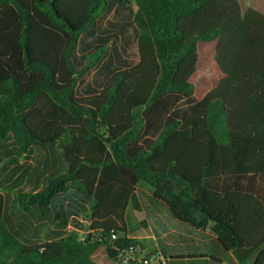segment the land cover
Segmentation results:
<instances>
[{"label": "trees", "instance_id": "1", "mask_svg": "<svg viewBox=\"0 0 264 264\" xmlns=\"http://www.w3.org/2000/svg\"><path fill=\"white\" fill-rule=\"evenodd\" d=\"M129 3L139 62L79 96L106 50L81 71L75 53L109 0H0V161L34 156L0 187V264H99L100 249L112 264L150 261L126 222L142 185L222 253L264 264V15L238 0ZM210 61L217 82L203 94ZM9 206L50 222L53 238L24 241ZM207 258L189 262L222 264Z\"/></svg>", "mask_w": 264, "mask_h": 264}, {"label": "rangeland", "instance_id": "2", "mask_svg": "<svg viewBox=\"0 0 264 264\" xmlns=\"http://www.w3.org/2000/svg\"><path fill=\"white\" fill-rule=\"evenodd\" d=\"M238 1L244 13L248 9H253L264 15V10L254 4L252 0ZM137 10L138 8L134 3L122 6L121 0H109L105 13L96 22L94 28L82 36L75 53V64L79 71L85 68L88 61L94 62L95 54L99 49H105L106 54L79 82V96L100 93L112 74L139 62L137 30L134 25ZM216 82L217 78L210 61L206 64V69L200 71L195 83L197 87H203V94H206L214 88ZM33 159L34 156L31 160L19 158L15 165H9L11 159L7 156L2 157L0 161V187L15 179L18 176V169H25L26 166L34 162ZM0 191L5 193L3 190ZM6 195L8 196V194ZM137 196L141 209L136 212L132 206L129 208L127 212L128 233L130 236L138 238V241L144 246L143 256L151 254L152 256L160 255L167 258L170 253H179L187 257V254H192L193 251L199 252L200 248L193 245V242L198 238L199 242L204 243L203 249L207 257L210 255L217 256L221 258L223 264H240L233 257L218 253L215 238L209 232L205 235H199L186 227L182 228L187 231L185 235L189 245L185 248L181 247V249L175 247L172 250L169 243L172 242L171 230L176 227V223L169 221L165 225H158L153 224L151 221L147 222V220L144 225L140 223L144 215L149 218V214L153 212V209L156 210V213L167 215L166 207L154 199L153 190L147 185L140 186ZM132 214L135 217L131 216ZM6 220L26 242L43 244L53 238L54 229L50 222H43L37 216L26 215L16 206L7 208ZM150 236H152V239H149ZM190 244L192 245L190 246ZM165 252H167V255ZM94 259L99 264H112L107 259L104 249H100ZM178 264H184V262ZM199 264L206 263L200 262Z\"/></svg>", "mask_w": 264, "mask_h": 264}, {"label": "crops", "instance_id": "3", "mask_svg": "<svg viewBox=\"0 0 264 264\" xmlns=\"http://www.w3.org/2000/svg\"><path fill=\"white\" fill-rule=\"evenodd\" d=\"M139 189L140 187L138 188V192H139ZM137 192V193H138ZM138 198V196H137ZM158 203H160L158 201ZM162 204V203H161ZM163 205V204H162ZM132 206L133 210L138 212L140 210H136L132 204L129 205L128 207V210L129 208ZM164 206V205H163ZM167 209V208H166ZM127 210V212H128ZM168 211V210H167ZM149 218L147 217V215H144V217L141 219L140 223H142L144 225L145 221L147 220L148 221H151L153 224H158V225H165L167 224V222L171 221L172 223H176V227L175 228H172L171 230V235H172V242L169 243V245L172 246V250L176 248H185L187 247L189 244L187 243V239H186V230L183 229L182 227H186V226H182L180 225L179 223H177L172 217L171 215L169 214V212H167V215H163V214H159V213H156V210L153 209V212L149 214ZM131 216H134V214H132ZM168 216V217H167ZM169 218V219H168ZM128 217H127V213H126V222H127V227H128V221H127ZM186 228H189L191 229L190 227H186ZM192 230V229H191ZM193 232H195L196 234H199V235H205V234H208V232L206 233H199V232H196L194 230H192ZM184 233V234H183ZM209 234H211L209 232ZM168 235V234H166ZM128 236L130 238H134L136 240H138V238H135L134 236H130L129 233H128ZM213 236V235H212ZM154 237V236H153ZM214 237V236H213ZM215 238V237H214ZM149 239H152V236L149 237ZM182 240V241H181ZM216 241V240H215ZM203 242H199L198 241V238H196L195 242H193V245L196 246V248H200L199 252H196V251H193L192 254H187V257H185L184 255L182 254H179V253H170L168 256H167V259L169 260V264H178V263H181V262H184V264H194V263H190L189 262V258L190 257H195V258H203V257H207L206 256V252L204 251L203 249ZM192 244H190L191 246ZM217 245V244H216ZM178 246V247H177ZM144 247V246H143ZM218 248V247H217ZM106 253V252H105ZM164 253V252H163ZM218 253H221L227 257H233L231 255H227V254H224L222 253L219 249H218ZM165 254L167 255V252H165ZM213 255H210L207 260H205L206 262L209 261L211 259ZM95 257V256H94ZM107 257V256H106ZM217 259L221 260V258L215 256ZM234 258V257H233ZM108 259V258H107ZM173 259H176V262H173ZM177 259H182V261L180 260H177ZM235 259V258H234ZM236 260V259H235ZM222 261V260H221ZM110 262V261H109ZM111 263V262H110ZM224 262H222L223 264ZM195 264H199L198 262H196Z\"/></svg>", "mask_w": 264, "mask_h": 264}, {"label": "built area", "instance_id": "4", "mask_svg": "<svg viewBox=\"0 0 264 264\" xmlns=\"http://www.w3.org/2000/svg\"><path fill=\"white\" fill-rule=\"evenodd\" d=\"M127 261L128 259H125V262ZM144 264H169V260L164 256L154 255L150 261H145Z\"/></svg>", "mask_w": 264, "mask_h": 264}, {"label": "water", "instance_id": "5", "mask_svg": "<svg viewBox=\"0 0 264 264\" xmlns=\"http://www.w3.org/2000/svg\"><path fill=\"white\" fill-rule=\"evenodd\" d=\"M142 248H144V247L142 246Z\"/></svg>", "mask_w": 264, "mask_h": 264}]
</instances>
